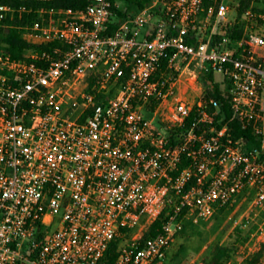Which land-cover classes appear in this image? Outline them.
Segmentation results:
<instances>
[{"label": "built area", "instance_id": "2783aa9c", "mask_svg": "<svg viewBox=\"0 0 264 264\" xmlns=\"http://www.w3.org/2000/svg\"><path fill=\"white\" fill-rule=\"evenodd\" d=\"M8 1L58 0H0V28L25 11ZM77 1L36 11L29 43L45 48L0 50V264H164L187 224L251 191L232 220L247 227L264 213V15L242 13L233 40L230 0H150L125 19ZM207 73L258 147L215 127L214 99L179 93L202 95Z\"/></svg>", "mask_w": 264, "mask_h": 264}, {"label": "rangeland", "instance_id": "374dc122", "mask_svg": "<svg viewBox=\"0 0 264 264\" xmlns=\"http://www.w3.org/2000/svg\"><path fill=\"white\" fill-rule=\"evenodd\" d=\"M230 1L237 6L238 13L240 0ZM117 6L119 10H125V5L122 2L118 1ZM256 6L263 9L264 2L261 1ZM130 13H133V11L131 10ZM232 18L235 22L232 29H227V32H231L235 28H243L240 15L238 18L233 15ZM23 37L27 42H37L36 38L30 33H23ZM214 81L221 82L219 74L216 75ZM197 85L202 88V95L198 90L188 89V84H181L179 93L191 100H196L206 93L202 78L198 79ZM252 196V192L247 191L234 208L218 212L210 219L201 221L198 224H187L184 232L179 234L172 242L164 264H206V261L212 260L218 249L225 250L221 263L248 264L254 253L260 248L261 243L258 244L257 242L259 240L264 241V213L256 209L249 211L253 220L247 227L242 225L233 227L232 220L249 210ZM259 264H264V257Z\"/></svg>", "mask_w": 264, "mask_h": 264}, {"label": "trees", "instance_id": "16d2710c", "mask_svg": "<svg viewBox=\"0 0 264 264\" xmlns=\"http://www.w3.org/2000/svg\"><path fill=\"white\" fill-rule=\"evenodd\" d=\"M112 3L122 2L125 5V10H118L114 8L115 14L120 19H125L128 13L132 10L133 13L141 10L145 7L150 0H111ZM264 0H240V6L238 8V14L241 15L247 9H251L253 12L257 14L264 15V8L259 9L257 8L256 4ZM9 5L14 8H23L25 11L19 14H15L13 18L7 19L4 22V26L0 28V50H5L9 52L14 58H22L25 52L31 48L34 49H43L45 47H39L36 45H32L23 37V33L28 32L29 28L31 27L34 21L40 22L36 11L40 8L44 9H68V8H80L84 6L83 1L77 0H58L50 3H34V2H19V1H8ZM44 23H46L48 19V15L45 14ZM259 25L264 27V21L259 20ZM28 28V29H27ZM27 29V30H26ZM242 35V29L235 28V30L229 32V36L233 40L240 39ZM248 46L245 45L242 48V52H246ZM202 80L206 87V93L204 95V99L208 101L209 99H214L219 105V113L215 117V127L220 129L222 126L227 125L230 130L232 137L237 139H245L249 145L258 147L259 142L256 137L252 134L253 130L251 126L244 127L240 122L237 120L232 119V114L229 108V101L228 98L222 91L218 84L213 83V76L211 73H207L203 75ZM188 124V122H187ZM186 162L180 166L182 168L185 166ZM227 209L223 208L220 209L218 212H224ZM217 212V213H218ZM165 221L164 214H161L159 218L149 227L147 232L144 235V239L154 236L161 231L163 222ZM185 228L180 232L182 234ZM116 245L117 243H112L109 248L108 254L110 257V262L116 256ZM225 253V250L218 249L213 255L212 260L206 261V264H224L220 261ZM264 257V241L260 244V248L254 253L253 258L248 261V264H259L261 259Z\"/></svg>", "mask_w": 264, "mask_h": 264}]
</instances>
